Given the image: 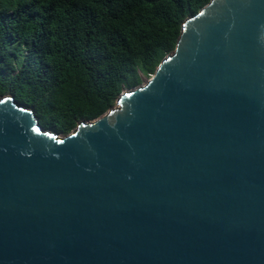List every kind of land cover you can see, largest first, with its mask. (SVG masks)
<instances>
[{
	"label": "water",
	"instance_id": "obj_1",
	"mask_svg": "<svg viewBox=\"0 0 264 264\" xmlns=\"http://www.w3.org/2000/svg\"><path fill=\"white\" fill-rule=\"evenodd\" d=\"M58 137L0 98V264H264V0H210Z\"/></svg>",
	"mask_w": 264,
	"mask_h": 264
},
{
	"label": "trees",
	"instance_id": "obj_2",
	"mask_svg": "<svg viewBox=\"0 0 264 264\" xmlns=\"http://www.w3.org/2000/svg\"><path fill=\"white\" fill-rule=\"evenodd\" d=\"M209 1L0 0V98L63 138L150 78Z\"/></svg>",
	"mask_w": 264,
	"mask_h": 264
},
{
	"label": "rangeland",
	"instance_id": "obj_3",
	"mask_svg": "<svg viewBox=\"0 0 264 264\" xmlns=\"http://www.w3.org/2000/svg\"><path fill=\"white\" fill-rule=\"evenodd\" d=\"M148 79H149V78H148ZM148 79H147V78H144L142 84H145V83L147 82ZM58 138H62V137H58Z\"/></svg>",
	"mask_w": 264,
	"mask_h": 264
}]
</instances>
